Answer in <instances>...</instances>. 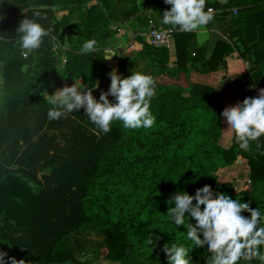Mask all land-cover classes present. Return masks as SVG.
<instances>
[{
  "label": "trees",
  "instance_id": "16d2710c",
  "mask_svg": "<svg viewBox=\"0 0 264 264\" xmlns=\"http://www.w3.org/2000/svg\"><path fill=\"white\" fill-rule=\"evenodd\" d=\"M144 1L160 14H153L158 22L152 20L155 28L173 27L161 22L170 5L164 0ZM262 1L206 0L214 18L205 27L218 23L221 37L204 61L196 58L203 50L195 44V33L177 28L172 51L153 46L142 36V56L149 59L154 73L168 67L172 56L180 70L189 62H201L204 72L220 68L236 72L237 79L230 86L234 100L242 103L247 97L255 98L254 88L264 89ZM11 4L5 2L0 7L4 93L0 113V243L12 251L6 259L24 260L25 264H91L87 258L77 259L75 248L68 245L71 235L89 229L103 236L93 260L168 264L163 251L166 244L191 242L186 239L187 225L170 223L171 205L167 201L178 190L194 195L205 185L215 194L239 198L264 212V136L251 141L247 150L240 148L234 133L228 147L220 145L224 91L202 84H192L189 90L156 88L151 104L156 123L151 128L126 129L115 121L104 134L87 119L83 108L50 120L47 112L52 106L45 95L55 86L53 76L60 70L52 41L54 37L63 41L68 25L58 20L53 9L33 10L46 17L40 22L52 32L41 48L25 59L14 43L15 32L31 11L21 13L29 6L12 4L11 12ZM87 17L96 23L101 18L93 13ZM144 22L140 29L146 31L151 21ZM233 50L238 57L232 68L225 57ZM89 56L91 60L88 55L75 56L74 66L72 57L66 66L72 74L75 70L85 86L93 87L111 66L103 60L102 52ZM125 60L123 57L118 62L123 77L137 64L126 65ZM243 61L248 63L249 79ZM25 64H34L31 74L22 71ZM110 99L114 102V97ZM239 157L247 163L249 185L235 191L231 182L219 181L217 172ZM188 223L195 221L190 218ZM148 239L153 241L151 245ZM210 255L206 246L189 252L191 264H207ZM238 264L264 261L241 258Z\"/></svg>",
  "mask_w": 264,
  "mask_h": 264
},
{
  "label": "clouds",
  "instance_id": "9594fccd",
  "mask_svg": "<svg viewBox=\"0 0 264 264\" xmlns=\"http://www.w3.org/2000/svg\"><path fill=\"white\" fill-rule=\"evenodd\" d=\"M11 0H0V7ZM170 9L163 11L161 22L182 32H195L207 26L214 18L213 9L206 8V0H164ZM28 9L25 10L27 12ZM40 11H31L16 29L15 45L23 58L33 56L49 37L52 29L40 21L45 19ZM0 19L3 16L0 15ZM96 39L86 40L80 47L81 55L100 52ZM103 60H110L116 48L104 47ZM29 65L22 66L28 71ZM110 85L102 91L99 99L91 87L81 84L80 78L71 86H63L49 97L47 116L58 120L68 114L84 109L87 119L99 130L107 134L113 122L119 121L126 129L151 128L156 116L151 111L153 98L157 95V85L153 75L142 71H132L123 77L113 68L109 72ZM35 80L33 81V83ZM114 97V102L109 100ZM226 125L235 135L241 149L247 150L250 142L264 136V89L255 98L247 97L242 103L228 106L221 113ZM170 223L185 226L186 239L191 243H170L164 246L168 264H191L189 252L193 248H205L211 253L207 264H238L241 258L264 261V212L252 209L239 198L232 199L225 193L215 194L209 185L197 189L194 195L178 190L167 201ZM250 213L249 216L242 215ZM195 224L188 223L189 219ZM153 241L148 239V244ZM0 251V264H25L24 260L7 258ZM82 259L85 255L82 254Z\"/></svg>",
  "mask_w": 264,
  "mask_h": 264
},
{
  "label": "crops",
  "instance_id": "0c3cea01",
  "mask_svg": "<svg viewBox=\"0 0 264 264\" xmlns=\"http://www.w3.org/2000/svg\"><path fill=\"white\" fill-rule=\"evenodd\" d=\"M28 1V2H27ZM18 0L12 1V4L19 5H28L29 9L27 12L25 10L21 13H28L33 10H54L55 16L59 21L66 22L68 27L66 29L65 39L63 41L60 38H53L52 43V51L54 52V56L59 60L58 70L53 78L55 81V89H60L62 87V83L65 80H78L76 78L75 70L73 74L70 70L67 69V62L70 58H72V66L76 62L75 56H80V47L82 44L88 39H96L98 44H100L101 51L103 53L104 47H114L116 48V54L118 56H113L108 61V66H111V70L113 68L117 69L119 74H121V69L118 67V62L120 58L119 49L125 48L128 45L131 46V50H135L139 53L140 56L143 55V42L141 37H145V41L149 43L147 32L153 23H158L155 16H159L160 14L154 8L146 7V2L144 0ZM40 1L42 6L35 7L34 4ZM221 3H226L228 0H217ZM74 2V3H73ZM71 3L72 6H71ZM264 6V1L260 2ZM10 7V11L12 12V5ZM82 6V7H81ZM93 10V11H92ZM92 11V12H90ZM88 13H93L95 18H99V22H92L90 24L88 20ZM234 14L235 9H234ZM84 18H87V21H84ZM128 19V20H127ZM149 19L151 21L150 25H148V30H141L140 26L145 24V20ZM124 20H127L124 22ZM89 21V22H88ZM95 23V24H93ZM154 25V24H153ZM220 26L216 23L212 27H204L198 31L191 32L195 33L196 39L195 44L200 48L202 52L197 54L198 59L204 61L211 56L213 52V47L215 45L216 40L221 37L219 32ZM159 27H165L160 25ZM72 33L68 36V33ZM84 34V35H82ZM81 35L84 36L81 38ZM236 39V38H235ZM139 43V45H138ZM150 44V43H149ZM137 46V47H136ZM135 47V48H134ZM173 48V40L171 43V49ZM95 52L96 56L98 53ZM133 52V51H129ZM123 56L127 58V62H129V58H131L132 54H125ZM95 56V57H96ZM143 57V56H142ZM236 57H238V52L233 50L232 53H229L225 59L229 62L230 66L233 68L236 62ZM244 67L246 68L247 75L250 74L248 70V63L244 62ZM28 71H23L24 73L31 71L34 68V64H28ZM129 65V64H128ZM177 66V62L175 58L172 56L171 60L168 64V67L163 68L162 71L169 75V77H174L175 82H180L182 78L185 80L191 79L192 84H202L206 86H210L214 89H226L228 84L235 81L237 79V73L231 72L230 70L218 69L211 72L201 71V62H189L185 70H180ZM62 68V69H61ZM74 69V68H73ZM152 69V75L154 76V69ZM130 70V69H129ZM161 68H158L157 72H159ZM226 71V72H225ZM182 72V73H180ZM147 74V73H146ZM106 77H109V72L105 73ZM102 77V76H101ZM235 78V79H234ZM74 79V80H73ZM81 81V77H80ZM52 87V88H53ZM229 87V86H228ZM0 88H2V78L0 76ZM51 88V89H52ZM224 91V99H223V109L225 107V100L228 99L229 96H233L232 91L230 90ZM234 99V98H233ZM230 102V100H228ZM236 104H238L236 102ZM235 104V105H236ZM234 106V105H233Z\"/></svg>",
  "mask_w": 264,
  "mask_h": 264
},
{
  "label": "rangeland",
  "instance_id": "374dc122",
  "mask_svg": "<svg viewBox=\"0 0 264 264\" xmlns=\"http://www.w3.org/2000/svg\"><path fill=\"white\" fill-rule=\"evenodd\" d=\"M12 1L14 2V1H18V0H11V2ZM73 3H71V6ZM138 45H139V43H138ZM131 49H132L131 46L128 45L125 48L119 49V52H118V54L120 53L119 61H121V59L124 57L122 52L125 54L134 53V55L131 58H129V62H127L125 60L124 63L126 65H128L132 62L137 63V64L132 69L127 70L125 75H130L132 71H142L144 69H145V74H146L147 71L151 68L150 63H149V59H144V57L140 56L139 53L136 52V49L135 50L134 49L131 50ZM129 51H133V52H129ZM92 55H94V54L92 53ZM85 56H87V55H85ZM87 59L91 60L89 55H88ZM162 70L163 69H161L159 72H156L155 75L153 76L154 80L156 81L157 89H161L162 91L169 89V88H176V89H181V90H189L190 89V87L192 85L191 79L185 80L184 78H182L180 82H178V81L175 82L174 77H169L167 72L165 73ZM180 73H182V72H180ZM118 74H119V72H118ZM250 76H251V72H250V74L247 75V79H249ZM80 82H81V84L84 85V83L82 81H80ZM233 82H231V84H228L226 86V89H224V87H225L224 86V87H222V89H216V90L228 91L229 89H227V88H229ZM73 83H74V81L65 80L62 83V87L65 85L71 86ZM109 85H110V77H106L104 74L102 76V79L97 80L95 85L93 87H91L93 95L97 99H99L101 92L107 91ZM62 87H60V88H62ZM57 90H59V89H55L53 87L51 90L46 92V95H45L46 99L49 100L48 96L52 95ZM228 100H230V102ZM110 101H111V99H110ZM235 104H236V100L233 99V96H229L228 99L225 100V107H224L223 111L225 110L226 107L233 106V105L235 106ZM3 108H4V93H3L2 88H0V113L2 112ZM221 121H222L223 133H222V136L220 139V145L223 147H228L231 144V138H232L233 132L226 125L225 121L223 120V117H222ZM217 174H218L219 181L231 182L235 187V191L245 189L249 185L248 166H247L246 161L241 159V157H239L238 160L233 165L220 169L217 172ZM102 239H103V236L98 234L97 231L85 229L78 234L71 235L68 239V245H70L71 248H75L74 255L77 259H81L82 254H84L85 258H87V260L91 264H118L115 262L105 261L102 259H97V260L92 259L93 254L96 253L97 248H98L99 244L101 243ZM7 250H9L8 247L4 246V245H2V243H0V251H3L8 256H10L12 251L10 250V252H9Z\"/></svg>",
  "mask_w": 264,
  "mask_h": 264
},
{
  "label": "built area",
  "instance_id": "2783aa9c",
  "mask_svg": "<svg viewBox=\"0 0 264 264\" xmlns=\"http://www.w3.org/2000/svg\"><path fill=\"white\" fill-rule=\"evenodd\" d=\"M174 27H159L155 28L152 24L147 32L148 41L150 44L156 47H165L171 49V43L173 36L176 33ZM260 87L255 88V96H258Z\"/></svg>",
  "mask_w": 264,
  "mask_h": 264
},
{
  "label": "water",
  "instance_id": "95a60500",
  "mask_svg": "<svg viewBox=\"0 0 264 264\" xmlns=\"http://www.w3.org/2000/svg\"><path fill=\"white\" fill-rule=\"evenodd\" d=\"M147 74H148V75H151V74H152V69H149V70L147 71Z\"/></svg>",
  "mask_w": 264,
  "mask_h": 264
}]
</instances>
